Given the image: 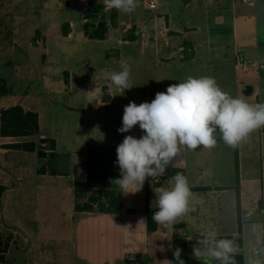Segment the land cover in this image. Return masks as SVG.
<instances>
[{
    "label": "rangeland",
    "instance_id": "374dc122",
    "mask_svg": "<svg viewBox=\"0 0 264 264\" xmlns=\"http://www.w3.org/2000/svg\"><path fill=\"white\" fill-rule=\"evenodd\" d=\"M58 3L59 0H37L36 2H24L20 5L25 10L19 18V27L22 28L20 38L23 41H30L31 46L29 52L26 53V58L24 56L25 51L19 49L23 52V57L20 59L21 55L19 54L16 61L21 65L20 72L23 73V76L17 79L16 82L13 81V86L16 89L15 93L18 95H25L26 91H30L39 98L41 97V100H37V103L43 111V128L49 136L59 138L58 157L54 158L49 154L45 162L48 165L50 164L52 169L67 171L70 162L76 161L79 163L78 168L82 167L87 170L86 161L81 157L85 145L92 142H98L102 145L109 141L113 143L121 141V133L118 132V128L122 126L123 105L130 101L140 104L145 101L151 102L154 99L149 97V94L146 95V90L152 91V89H155L153 74L157 67H155L153 57L145 60V56L142 54L141 37H139L138 42L130 46L123 48L118 46L116 41V35L118 29H120L118 26L114 28L116 29L114 30L115 39L109 42L96 39L80 40L76 36L65 37L62 23L66 19L80 21L90 8L60 7ZM178 3L179 7L182 8L180 0ZM159 5L157 9L158 14H160L158 28L154 24V13L145 11L146 5L144 6L142 0H138V6L134 10L139 15L147 17L145 22L147 24L146 31L152 36L151 39L147 37L148 49L152 50L155 46L157 30L160 35L158 40L164 49H169V45L166 43L167 37L172 40V49L178 48L182 39L166 33L164 28L166 11L175 13V5H172L169 0H160ZM36 7L40 10H34ZM113 10H106V14H110ZM202 30L199 37L205 42L207 37ZM38 31L41 33V42L34 40L39 37ZM138 35H140L139 32ZM223 38L228 40L224 42L219 57L216 56L214 59L205 54L194 61H190V58L181 61L179 59L180 52H177L175 58L171 60L173 63L171 72L174 84L183 82L188 76H210L215 78L220 88L230 96L244 99L252 105L264 103V76L260 78V84L257 85L256 90L251 94H247L246 85L248 82L246 81L245 85H241V87L238 85L233 62L234 46L230 44L231 36L226 35ZM261 39H264L262 34ZM4 40L0 35V66H4V63L8 60L6 53H4L8 50L3 49L5 47ZM107 46L109 49L113 48L109 51L110 53L117 51V54L109 55L106 60L105 48ZM46 47H49V50H51L50 47H55V51H49L45 54ZM117 47L120 49L117 50ZM119 55L122 60H126L131 66L130 82L133 87L126 90L125 97L121 98L123 102H120V98L117 97L115 102L103 105L100 103L98 96L93 94L94 88L106 79V73L110 69L105 68L110 64L112 71L120 70ZM182 62H184L183 65H181ZM44 66L52 68L51 76L56 81V87L53 91L48 90L46 83H44ZM158 70L160 73L164 71L163 68H158ZM27 71L31 72L30 76H28ZM65 71L70 73L74 84V89L71 92L65 83ZM26 81H29L28 85H25ZM88 83L91 84L92 88L90 98L84 95ZM86 111L88 112L86 113ZM102 115L104 118L101 117ZM214 135L217 143L213 148H198L190 151L181 146L174 160L176 166L185 169V176L190 185L219 186L222 189L216 195L208 192H192L189 199L193 204L201 203L203 200L206 204H209L214 198H219L222 206V220L218 223L206 224V226L199 229L193 228L194 240H197L198 235L208 230H215L218 235L234 232L237 225V197L234 186L237 183L236 175L237 169H239L240 189L243 194L245 210L255 209L254 214L247 216L244 223L249 228L254 225L256 231L261 235L258 240L264 241V210L258 207V202L264 199V127L252 131L245 140L241 141L238 144L237 154L236 147L227 146L218 133H214ZM34 158L38 161L37 166L40 167V159ZM20 159L17 161L21 162L22 165H29V161ZM56 182H59L57 178ZM62 183L66 187L63 186L59 190L60 192L53 193L47 190L46 196L40 200L39 213L42 218H45L46 226H43L40 221L39 223L34 222L38 205L36 199L32 198L30 193L28 194L22 189V191L20 190L14 195L9 194L6 197L5 206L8 214L1 222L2 226L0 225L3 229L6 252L12 253L15 249H21L19 243H22L21 240H27L20 232H17L20 228H17L16 232L9 229L11 224L7 222V216L12 215L14 217L15 214H18L20 220L29 227H33L32 222L38 224L34 231V237L31 238L30 242V244L33 241L37 243V246H34V251H32L33 249L28 253L24 250L23 252L15 251L10 257L18 258V264H28L29 262L34 264H90L85 257L76 259L70 242L62 241L78 240L76 239L75 226L82 218L74 211L73 193L67 186L68 180H62ZM153 186H156L155 182H152L148 188L151 202L154 199ZM162 186L165 188L170 187L167 180H162ZM49 190L51 189L49 188ZM252 233L249 230L248 240L256 241Z\"/></svg>",
    "mask_w": 264,
    "mask_h": 264
},
{
    "label": "crops",
    "instance_id": "0c3cea01",
    "mask_svg": "<svg viewBox=\"0 0 264 264\" xmlns=\"http://www.w3.org/2000/svg\"><path fill=\"white\" fill-rule=\"evenodd\" d=\"M28 1L36 2L37 0H0V35L5 39V47H3V49L5 48L8 50L4 52L8 60H6L4 66H0V85L7 89V93H0V183L7 186L0 200L1 226V222L8 214L5 206L6 197L9 194L14 195V193L20 190L22 191V189L28 192V194L30 193L31 197H34L37 201V215L35 216L34 222L39 223L40 221L43 226H46L45 218H42L39 213L40 200L46 196V192H60L59 190H61L63 186L66 187V185L62 183V180H68L69 185L67 184V186H69L71 189L70 191L73 193V207L75 211V170L82 173L86 172L84 168H78L79 163L76 161L70 162L67 171L52 169L51 165L45 162L49 154L54 158L58 157L57 150L60 145L59 138L56 136H49L43 128V111L37 103V100H41V97L39 98L30 91H26L25 95H18L15 93L16 89L13 86V81L16 82L17 79L23 76V73L21 74L20 72L21 65L16 61L19 54L21 55L20 59L23 57V52L19 51V49L21 48L25 51L24 56L26 58V53L29 52L31 46L30 41H23L20 38L22 28L19 27V18L25 12L20 5ZM178 1L179 0H169L172 5H175L174 10L176 11L175 13L166 11V18L164 21L165 32L182 39L179 47L175 49L171 47L172 40L170 37L166 39L169 49H164L162 47L161 42L158 40L160 36L158 30L156 31L154 48L152 50L148 49L147 37L151 39L152 36L146 31L147 24L145 22L147 17L139 15L137 11L123 13L113 10L110 14H106L107 11L103 8V0H91L92 4L90 9L85 12L81 20L66 19V21L62 23V30L64 36L67 38L76 36L80 40L93 39L86 35L84 24L89 23L92 30V28L98 26L101 21H105L109 28L108 35L104 39L96 40L109 42L115 39V26L120 28L116 35V41L119 47L123 48L128 45L130 46L138 42L139 37H141L142 54H144L145 60L153 57L155 59V67H157V70H155L153 74L155 89H152V91L146 90V95L148 96L149 94L151 98H155L157 92L166 91L169 85L174 84L173 74L171 72L173 63L171 60L175 58L177 52H180L179 59L181 61L189 58L191 59L190 61H194L205 54L209 55L211 59H214L216 56L219 57V53L224 47V42L228 40L223 37L230 35V44L234 46L233 62L237 74L238 85L241 87V85H245L247 81L246 93L251 94L254 92L257 85L260 84V78L264 76V39H261V34L262 36L264 35V0H256L254 3L250 4L242 3L239 0H180L182 8L179 7ZM142 2L144 6L146 5V12L151 11L154 13V24L156 28H158V18H160V14H158L157 9L159 7L155 10H151L147 7L145 0H142ZM58 4L60 7H67L63 5L62 0H59ZM245 6L250 8L248 9ZM34 10L39 11L40 9L36 7ZM201 29H203L202 31H204L207 37V41L205 42L199 37L202 33ZM138 32L140 35H138ZM38 35L39 37L34 40L41 42V33L39 31ZM119 47H117V50L120 49ZM50 49L51 50H49V47H46L45 54L49 53V51H55V47H50ZM112 49L113 48L109 49L108 46L105 48L106 60L109 55L117 54V51H112L110 53L109 51ZM239 56L242 57L243 65L238 63ZM225 57L227 56L225 55ZM121 60L122 57L120 56L119 61L121 62ZM225 60H227V58H225ZM183 64L184 62H182L181 65ZM145 68H147V66H145ZM158 68H163L164 71L160 73ZM105 69H110V71L108 70L106 73V79L94 88L93 94L98 96L100 103L103 105L115 102L117 97L120 98V102H123L121 98L125 97L127 89L122 90L115 87H113V92L111 94L112 102L103 101V87L110 83L109 77L113 72L111 64ZM27 72L29 74L28 76H30L31 72ZM51 73V67H43V79L44 83H46V88L53 91L54 87H56V81L53 80ZM65 73V83L68 90L71 92L74 89V84L70 73L68 71H65ZM28 84L29 81H26L25 85ZM87 87L84 95L90 98L92 90L91 84L88 83ZM17 104L22 105L25 110H32L39 113L40 133L38 135L21 137L2 135L1 110ZM127 104L128 103H124L123 107ZM84 108L89 109L88 107ZM87 112L88 111H86V113ZM101 117L104 118L103 115ZM129 134L139 138L142 135L139 125L135 126L130 132L121 133V141H117L116 143L110 141L102 145L98 142L87 143L81 153V157L86 161L92 146L116 150L118 144ZM48 138H52L56 141L55 149L49 147ZM32 140L36 141L38 144L36 151L33 152L6 146L7 144ZM40 150L46 151L48 155L46 157L40 156ZM34 157L40 159V167L37 166L38 161ZM19 158L29 161V165H22L21 162L17 161ZM174 160L175 158L169 166L178 167L174 164ZM41 168L42 172H40ZM170 176H172V174L165 173L164 176L149 178L145 181L142 191L135 194H123L125 210L131 209L133 210L132 212L125 211L120 214H111L75 211L82 217L80 221L77 220L79 222L75 226L76 239L78 240L62 241L70 242V245L73 246L74 257L76 259L85 257L90 264H169L166 260L174 261V251L177 247L183 250L181 257L185 260L186 264H202V262L193 259L191 255L192 247L196 243V240H194L195 237H193L194 235L192 234V229H199L202 226H206V224L220 222L222 220L221 201L219 198H214L209 204H206L205 200L201 203L193 204L191 203V199H189L188 211L182 217L178 218L173 225L166 226L157 224L156 230L149 231L147 220L148 210L155 208L152 207L148 188L152 182H155L156 187L162 186V180H168ZM56 178L59 182H56ZM190 187L191 192H208L213 195L222 191L219 186L194 184L190 185ZM194 187H208V189H192ZM49 188L52 191L49 190ZM245 209L241 190L243 247H240L239 243L234 242V247L236 248L235 253L242 252L244 254V264H264V241L258 240L261 235L256 231L254 225L249 228L244 223L247 216L254 214L255 209L251 208L250 211ZM14 217L12 215L7 216V222L11 224L9 229L15 230L14 232H16L18 230L17 228H20L17 232H20L27 240H21L22 243H19L21 249H15L12 253L9 251L5 252L6 260H11L7 261L9 264H18L19 262L16 257L10 258L15 251L23 252L24 250L28 253L31 249L34 251V246H37L35 241H33L32 244H30V242L31 238L34 237V231L38 224L32 222L33 227H29V225L20 220L18 214H15ZM236 217L237 225L234 228V232L231 234L237 233L239 228L237 198ZM142 219L143 221H141ZM248 229L250 232H253L252 234L256 241L248 240ZM201 235H198L197 239ZM177 239H179L178 243L176 242ZM16 254L18 255V253ZM28 264L34 263L29 262Z\"/></svg>",
    "mask_w": 264,
    "mask_h": 264
},
{
    "label": "clouds",
    "instance_id": "9594fccd",
    "mask_svg": "<svg viewBox=\"0 0 264 264\" xmlns=\"http://www.w3.org/2000/svg\"><path fill=\"white\" fill-rule=\"evenodd\" d=\"M137 6L138 0H103V8L108 11L132 13ZM130 75L131 66L121 60L120 70L110 74L108 94L113 87L131 89ZM137 125L142 135H126L116 148L120 175L111 183L125 195L142 191L149 178L164 176L181 146L190 151L211 149L217 143L214 133H218L227 146L235 148L252 131L264 127V103L252 105L230 96L213 77L188 76L157 92L151 102L130 101L125 105L118 132H130ZM167 182L168 188L152 187V207L158 209L152 219L158 225L171 226L188 211L192 192L182 172L170 176ZM234 239L218 238L215 230H208L193 245L192 258L202 264H235ZM182 251L177 247L174 261H166L186 264Z\"/></svg>",
    "mask_w": 264,
    "mask_h": 264
},
{
    "label": "trees",
    "instance_id": "16d2710c",
    "mask_svg": "<svg viewBox=\"0 0 264 264\" xmlns=\"http://www.w3.org/2000/svg\"><path fill=\"white\" fill-rule=\"evenodd\" d=\"M84 30L87 36L93 39H104L107 37L109 28L105 21H101L98 26L92 28L89 23L84 24ZM0 93H7V89L0 85ZM102 99L105 102H112V95L108 94L107 85L103 87ZM1 133L4 136H34L40 133L39 113L32 110H25L20 104L13 105L1 110ZM49 147L56 148V141L48 138ZM9 148L21 149L26 151H36L37 142L26 141L6 145ZM238 145L236 146V154ZM116 150L105 147L92 146L90 154L87 157V170L85 173L75 170V211L76 212H102L111 214H120L123 212H132L133 210L124 207L123 193L117 185L111 183V180L119 177V167L115 163ZM238 160V157H237ZM42 172V168L40 169ZM177 172L185 174V169L168 166L166 173L174 175ZM236 194H237V212L239 228L237 233L218 236V238H233L234 242L243 247L242 235V217H241V189L240 174L237 169L236 175ZM7 186L0 183V200L6 191ZM192 189H208V187H194ZM158 209L148 210V230L157 229V223L153 221V213ZM179 242V239L176 240ZM6 247L3 240V233L0 229V264H9L5 257ZM235 264H244V254L242 252L234 253Z\"/></svg>",
    "mask_w": 264,
    "mask_h": 264
},
{
    "label": "built area",
    "instance_id": "2783aa9c",
    "mask_svg": "<svg viewBox=\"0 0 264 264\" xmlns=\"http://www.w3.org/2000/svg\"><path fill=\"white\" fill-rule=\"evenodd\" d=\"M145 1L149 9L155 10L158 8L160 0H145ZM239 1L242 3L250 4V3H254L256 0H239ZM62 2L64 6L81 8V9L90 8L92 4L91 0H62ZM238 63L240 65L244 64L241 56H239L238 58Z\"/></svg>",
    "mask_w": 264,
    "mask_h": 264
},
{
    "label": "water",
    "instance_id": "95a60500",
    "mask_svg": "<svg viewBox=\"0 0 264 264\" xmlns=\"http://www.w3.org/2000/svg\"><path fill=\"white\" fill-rule=\"evenodd\" d=\"M45 140V139H44ZM39 154L40 156L42 157H46L48 155V153L44 150H40L39 151ZM258 207L262 210H264V199H261L259 202H258Z\"/></svg>",
    "mask_w": 264,
    "mask_h": 264
}]
</instances>
